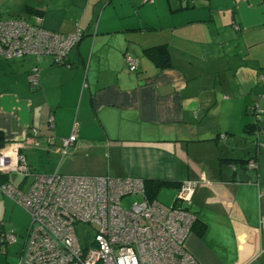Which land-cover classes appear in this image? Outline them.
<instances>
[{
	"label": "crops",
	"instance_id": "1",
	"mask_svg": "<svg viewBox=\"0 0 264 264\" xmlns=\"http://www.w3.org/2000/svg\"><path fill=\"white\" fill-rule=\"evenodd\" d=\"M0 9L82 32L68 64L0 55L2 147L25 141L32 172L7 181L26 192L36 174L128 176L161 184L151 195L165 205L197 181L187 251L198 264H264V132L258 148L248 129L250 107L264 109V0H0ZM160 47L169 59L150 52ZM0 209V235L13 220L24 247L30 215L1 190Z\"/></svg>",
	"mask_w": 264,
	"mask_h": 264
},
{
	"label": "built area",
	"instance_id": "2",
	"mask_svg": "<svg viewBox=\"0 0 264 264\" xmlns=\"http://www.w3.org/2000/svg\"><path fill=\"white\" fill-rule=\"evenodd\" d=\"M41 21L39 16L29 22L0 13V55L9 59L52 57L56 64H68V51L82 32H56L43 27ZM124 60L128 71H136V57L126 54ZM38 77L39 69L34 67L28 74L31 88L38 85ZM256 111L264 109L256 104ZM75 139L73 131L62 143L67 147ZM24 146L25 141H14L0 148L1 173L31 175ZM255 167V161L248 162L249 169ZM197 184L181 182L170 205L149 198L144 181L128 176L36 174L26 192L9 181L0 183V190L31 217L18 264H198L185 247L196 222L191 198ZM126 197L135 199L126 206ZM77 224L88 228L83 240ZM260 227L264 228V216ZM16 240L13 229L4 231L0 246Z\"/></svg>",
	"mask_w": 264,
	"mask_h": 264
},
{
	"label": "trees",
	"instance_id": "3",
	"mask_svg": "<svg viewBox=\"0 0 264 264\" xmlns=\"http://www.w3.org/2000/svg\"><path fill=\"white\" fill-rule=\"evenodd\" d=\"M144 1V0H143ZM1 14H3V16L5 17H9V18H20V17H14V16H8V15H5L3 12H0ZM23 19V18H22ZM28 21V20H27ZM30 22V21H29ZM32 22V21H31ZM153 56L157 59V60H166V59H169V55L167 53V50L163 47H160V48H155V49H151V51ZM135 57V56H134ZM137 58V57H136ZM138 59V58H137ZM133 72V71H132ZM31 89H34V88H31ZM256 104L258 103H255L253 106L250 107L249 111L250 113L253 115V123L252 125L248 126V129H251V133L253 134L254 136V141H255V144L256 146L259 148L261 147L262 145V142H260V140L258 139V136L260 133L264 132V129L261 128V126L258 125V122L260 120H262V115H264V112H258L256 111ZM259 105V104H258ZM260 107V105H259ZM221 138H225V135H221ZM4 145V142L1 140L0 138V148ZM255 161V157H252L250 159H248L246 161V167L248 168V162L249 161ZM251 170H254V169H251ZM6 173H1L0 172V183L4 182V181H7L6 179ZM161 184H158V183H153V184H148V183H145V191H146V194L148 195L149 198H153V196L151 195V192L152 191H155L158 187H160ZM3 232V231H1Z\"/></svg>",
	"mask_w": 264,
	"mask_h": 264
},
{
	"label": "rangeland",
	"instance_id": "4",
	"mask_svg": "<svg viewBox=\"0 0 264 264\" xmlns=\"http://www.w3.org/2000/svg\"><path fill=\"white\" fill-rule=\"evenodd\" d=\"M4 12L3 10L0 9V12ZM4 14L8 15L6 12H4ZM10 176L11 177H14V176H17V177H22V175L18 174V173H15V172H10ZM27 179V184H26V191L28 190L29 188V185L32 181V177H28L26 178ZM15 186V185H14ZM24 191V190H23ZM135 199L133 197H126L124 200H123V204L128 206L130 204V202ZM158 201H160L161 203H163L165 201V199H157ZM165 204V203H163ZM0 215H2V209H0ZM5 225H6V230L5 231H9L11 229H13L16 234H17V242L15 241L14 244L11 243V244H7L5 246H0V252L3 253V254H6L5 250L7 249V255H8V259L6 261H8L9 264H18V261H19V258L21 256V250L23 247V236L22 237H19V231L18 229L15 227H13V220H6L5 222ZM77 228V231H78V234H79V238L81 240H83V238L87 235V232H88V228L86 226H84L83 224H77L76 226ZM25 233V232H24ZM19 239V240H18Z\"/></svg>",
	"mask_w": 264,
	"mask_h": 264
}]
</instances>
